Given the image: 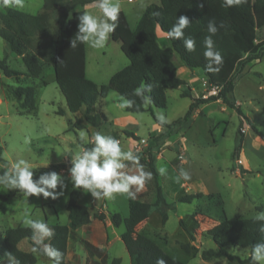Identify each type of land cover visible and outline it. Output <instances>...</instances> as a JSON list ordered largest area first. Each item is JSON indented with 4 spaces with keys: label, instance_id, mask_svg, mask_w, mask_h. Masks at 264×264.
Returning <instances> with one entry per match:
<instances>
[{
    "label": "rangeland",
    "instance_id": "1",
    "mask_svg": "<svg viewBox=\"0 0 264 264\" xmlns=\"http://www.w3.org/2000/svg\"><path fill=\"white\" fill-rule=\"evenodd\" d=\"M43 1L26 0L23 11L36 14L42 10ZM113 2L119 3L121 9H125L132 28H135L136 19L140 15L138 9L147 3L160 1ZM88 10L93 15L99 14L95 6L89 7ZM47 14L50 15L48 32L53 34L57 29L52 18L54 13L48 10ZM258 38L264 40V28L259 30ZM46 40L45 37L34 39L33 44H44ZM161 42L163 45L168 42L169 45V41ZM88 49L87 74L89 77L98 75V79H104L103 83H107L112 74L129 63L120 42L111 40L110 37L103 48L97 49L88 45ZM0 57L5 58L11 68L20 72L19 76L8 77L0 70V169L10 170L12 164L22 159L27 161L31 168H49L47 171L40 170L35 173L34 180L39 179V175L44 172L56 171L62 175L67 185L64 194L57 199L44 198L42 194L26 197L18 189L6 190L0 186V242L8 227L25 225V219L42 220L49 227L56 223L69 222L67 205L73 189L69 180L71 155L83 151L88 145L91 147L88 140H91L96 132H101L103 135L119 138L124 151H133L139 155L140 164L142 161L148 162L151 158L157 170L160 167L167 169L166 175L159 174L160 182L166 199L174 204V209L169 211L165 224L160 213L153 211L148 219L137 225V231L156 240L173 258L188 264H229L224 257L204 260L201 252L216 246L206 232L224 218L256 217L258 213L264 212V56L249 63L244 73L235 81L233 97L234 103L239 105L242 111V124L236 108L216 100L199 105L193 112L195 114H192L179 131L167 136H162L165 128L155 121L151 113H131L120 108L119 103L123 100L114 90L96 104L97 109L102 108L108 116L107 123L101 127L88 124L87 128L71 130L76 115L68 110L65 97L55 81L53 67L45 65L39 79L31 78L27 74L22 55L11 52L2 37ZM175 64L178 75L187 81V85L177 89L167 88L166 108H154L156 117L163 114L170 122L188 110L192 98L206 97L218 92L216 87L209 84L202 69L187 67L177 53ZM19 85L37 87V109L33 113H27L26 109L21 108L9 91V87ZM184 91L188 92L189 96H182ZM59 109L65 110L64 114H59ZM80 113L82 116V112ZM126 114L136 117L135 122L133 121L136 126H128L124 132L119 130L120 125L112 123L111 120ZM133 127L137 128V140L131 135L134 133ZM82 131L87 135L84 142L80 141L79 134ZM240 132L244 134V142L236 159L235 150ZM134 144L143 147L147 144L148 149L142 154L133 148ZM61 152L64 154H60ZM141 165L145 171L151 172L146 163ZM180 169L187 171L190 179L177 182L175 177ZM131 190L135 191V186H132ZM55 191H60L59 184ZM198 192H202L203 196L191 203L177 200L181 195ZM125 195L115 194L112 200H95L91 193L81 190V203L89 207L91 214L114 210L122 216H127L128 204L125 202ZM136 197L149 202L155 200L153 175ZM124 229V225L115 227L117 235L110 240L107 250L110 257H120L122 264H130L129 254L119 237ZM113 235L110 231L109 236ZM36 236L40 239L39 232H36ZM84 241L87 240L76 232L75 237L71 239L70 260L85 259L88 250ZM33 247L28 241L23 240L21 243L22 249ZM102 248L106 249L104 246ZM228 250L241 258H246L251 253L249 247L231 245ZM35 254L38 258L36 264H51L47 257ZM105 255V251L101 256L88 252L87 260H107Z\"/></svg>",
    "mask_w": 264,
    "mask_h": 264
},
{
    "label": "trees",
    "instance_id": "2",
    "mask_svg": "<svg viewBox=\"0 0 264 264\" xmlns=\"http://www.w3.org/2000/svg\"><path fill=\"white\" fill-rule=\"evenodd\" d=\"M96 0H44L43 11L30 14L13 8L0 9V37H2L11 52L22 55L27 74L39 79L50 65L54 69L55 81L65 97L69 111H81L82 116L76 118L71 130L84 129V122L95 127L106 122L107 116L102 110H96L97 102L106 97L110 91H116L124 99L133 102L131 107L124 108L127 112H149L159 123L154 108H166L168 103L167 88H179L187 85V81L178 75L175 64L177 53L183 63L191 68H200L207 77L209 84L218 89L217 94L206 97L192 98L188 110L170 123H165L162 136L179 131L192 116L194 110L201 104L221 100L227 106L236 108L243 114L239 105L234 103L233 91L235 81L240 77L249 63L264 56V40L258 38L259 30L264 28V0H239L228 7L222 6L224 0H160V3H150L137 26L132 29L126 14L121 10L117 21V28L111 33L114 41L121 42V49L129 59V64L115 72L107 83L97 84L86 74V45L77 42L71 47V40L78 30V16L85 10L86 4ZM48 10L53 11L56 31L48 32ZM187 16L190 25L184 31L185 37L195 40V51L189 52L184 46V37L171 39V45L163 47L160 44L156 27L165 33L173 26L176 18ZM216 29L209 31V25ZM209 37L213 41V49L220 52L223 63L218 72L206 70V64L215 69L218 65L205 58L204 39ZM45 37L44 44H33L34 39ZM30 49L28 52L26 50ZM0 70L8 77L19 76L20 72L11 68L5 58L0 57ZM48 83L46 82V85ZM143 84H150L151 91L144 90V97H150V103L145 104L143 97L133 95V90ZM13 97L27 113L37 109V87L35 85H19L9 87ZM182 96H189L184 91ZM64 114L62 109L57 111ZM129 133V132H128ZM134 140L139 139L134 133ZM264 137V136H263ZM244 142V134L240 132L235 150V158ZM87 148H90L88 145ZM148 149V148H147ZM140 152L142 154L145 153ZM0 159L2 155L0 152ZM235 159V160H236ZM149 167L154 181L156 197L153 202L141 200L138 197L129 199V212L123 217L120 212H110V220L115 227L124 225L121 239L130 257V264H156L157 259H163L166 264H188L170 256L153 238L139 233L137 225L149 218L153 211L161 215L165 224L169 218V211L174 209L164 194L160 182V175L151 158L148 162H141ZM241 166V165H240ZM239 166V167H240ZM241 168V167H240ZM33 173L49 168H32ZM245 171L244 168H241ZM7 171L0 169V175ZM19 190V189H18ZM81 190L72 189L67 205L69 222L51 225L54 235L45 237L43 241L37 239L36 231L26 225L8 227L0 242V264H36L37 256L34 252L23 250L19 243L28 241L34 247L42 248L50 244L62 253L61 264H68V241L73 239L76 230L91 222L89 207L80 203ZM203 196L202 192L189 193L177 198L180 202L191 203ZM95 218L104 221L105 214L95 213ZM183 224V223H182ZM264 227V220L256 217L224 218L217 225L207 230L206 234L215 243L214 248L203 249L201 257L204 260L227 258L229 264H246L250 256L241 258L228 249L232 246L249 247L264 241V233L259 230ZM187 229V228H185ZM192 239L193 235L190 234ZM81 241V240H80ZM82 242V241H81ZM91 255L101 256L104 248L84 241ZM108 255V254H107ZM105 255L108 260V256ZM11 258V259H10ZM49 259V258H48ZM50 260V259H49ZM109 264H122L120 257H114Z\"/></svg>",
    "mask_w": 264,
    "mask_h": 264
},
{
    "label": "clouds",
    "instance_id": "3",
    "mask_svg": "<svg viewBox=\"0 0 264 264\" xmlns=\"http://www.w3.org/2000/svg\"><path fill=\"white\" fill-rule=\"evenodd\" d=\"M239 0H224L222 6L228 7ZM0 7L13 8L23 10L26 7V0H0ZM95 7L99 10L98 15H93L91 11L85 10L78 16V30L75 38L71 40V47L75 48L77 42L80 44H88L93 48H103L109 39V35L117 28L121 7L119 3L113 0H96ZM190 25L187 16H179L175 23L167 32V39L184 37V46L187 51L194 52L196 45L195 40L191 37L184 36V29ZM209 31L215 33L216 29L209 25ZM204 57L210 58L211 62L218 65L212 69L206 64V70L210 72H218L219 66L223 63V58L219 51L213 49V41L209 37L204 39ZM151 91L150 84H143L133 90V95L143 97L145 104L150 103V97H144V90ZM119 103L120 108L131 107L133 102L123 99ZM161 125L169 123L163 114L157 117ZM80 141L87 140L85 132H80ZM92 146L85 148L83 151L71 155V167L69 169V180L74 189L82 190L84 193H91L95 200L107 199L112 200L115 194H126L128 198L135 199L145 185L146 181L152 179V173L145 171L140 164V157L133 151H124L121 147L119 138L112 135H103L96 132L95 135L88 140ZM60 154H64L61 152ZM130 165H134L132 168ZM161 176L166 175L167 169L158 168ZM33 169L25 160H19L12 164L10 170L0 175V186L7 189H19L26 197L30 195L40 196L44 198L51 197L57 199L64 194L67 187L62 175L56 171L44 172L39 175V179H33ZM179 182L181 179L188 180L190 175L184 169H180L175 177ZM58 184L60 191L55 189ZM135 186V191L131 190ZM51 190V191H50ZM258 220H264V212L258 213ZM24 224L31 227L40 234V240L45 237L51 238L54 231L49 225L42 220L25 219ZM264 233V227L259 230ZM34 253H39L51 260V264H61L62 253L52 247L50 244H44L42 248L33 247ZM11 259V258H10ZM19 264V261H14ZM156 264H166L163 259H157ZM249 264H264V241L256 243L251 248Z\"/></svg>",
    "mask_w": 264,
    "mask_h": 264
},
{
    "label": "crops",
    "instance_id": "4",
    "mask_svg": "<svg viewBox=\"0 0 264 264\" xmlns=\"http://www.w3.org/2000/svg\"><path fill=\"white\" fill-rule=\"evenodd\" d=\"M130 1V0H129ZM160 1V0H159ZM44 3V1H43ZM160 3V2H159ZM96 4V1L95 2H92V3H89V4H86L83 9L84 10H88L89 7H92V6H95ZM150 3H147L146 5H144V7L142 8H139L138 10H140V15L138 16V18L136 19V26H137V23L139 21V19L141 18V16L143 15L146 7L149 5ZM127 16V19L129 21V24L131 26V22L129 20V17L125 11V9H121ZM142 10V11H141ZM23 11V10H22ZM43 11V7H42V10L40 12ZM26 12V11H24ZM38 12V13H40ZM29 13V12H27ZM36 13V14H38ZM32 14V13H30ZM135 26V27H136ZM132 28V26H131ZM134 29V28H132ZM156 32H157V35H158V38H159V41H160V44L163 46V47H166V46H170L171 45V42H170V39H167V33L163 32L161 30V28L157 25L156 27ZM110 39L113 40L111 38V34L109 35ZM161 40H165V41H169V45H168V42L166 43V45H163ZM120 42V41H119ZM86 45V74H87V69H88V56H89V49H88V44H85ZM120 45H121V42H120ZM129 64V63H128ZM113 75V74H112ZM87 77L90 78L91 80H93L94 82H96L97 84H102L104 82V79H98L100 78L98 75H94V77H89L88 74H87ZM111 78V77H110ZM68 107V106H67ZM96 110H102V108L100 109H97V107L95 106ZM69 110V109H68ZM65 112V110H63ZM81 111L79 112H76L74 113L76 115V118L77 117H80L81 116ZM104 112V111H103ZM195 113H193L194 115ZM107 116V115H106ZM136 120V117L133 116V115H122V116H118V117H114L112 121V123H116L117 125H120V128L119 130H124L125 128H128V126H136V124L133 123V121ZM73 121V120H72ZM108 116H107V120H106V123L108 122ZM74 122V121H73ZM121 122V123H120ZM135 122V121H134ZM85 125H86V128H87V125L88 123L84 122ZM104 124V123H103ZM102 124V125H103ZM91 125V124H90ZM101 127V126H99ZM134 128V127H133ZM158 131H160V128L158 129ZM125 132V130H124ZM134 133L135 135H137V128L135 127L134 128ZM133 148H135V144L133 145ZM139 194V193H138ZM139 198V197H138ZM129 199L127 197V195H125V202H127L128 204V212H129ZM141 200H144L142 198H139ZM103 200H106V199H103ZM102 200V201H103ZM79 201L81 203V193H80V198H79ZM90 211V210H89ZM114 211V210H113ZM92 212H90V215H91V222L86 225V226H82L80 228H78L76 230V232L78 233V235L80 237H83L85 238L87 241H89L91 244L95 245V246H98V247H102L104 246L106 248V253L108 254V260H87L88 258V252L85 253V259L84 260H70L69 258V254H70V248H71V239H69L68 241V251H67V262L68 264H109L111 262V260L114 258V257H110L109 253H108V246H110V240H112L113 238L116 237V232H115V226L113 225V223L111 222L110 220V212H101L100 213H103L105 214V220L102 221V220H99L98 218H95L94 217V214H91ZM123 217H126V216H123ZM145 221V220H144ZM85 227V228H83ZM82 229V230H81ZM112 232V234H114L113 236H109V232ZM122 234V233H121ZM121 234L119 237H121ZM25 241V240H24ZM23 241H21L19 243V247L21 248V243ZM22 249V248H21ZM25 250V249H23ZM26 251H30V252H33L32 249H27ZM37 256V255H36ZM38 261V260H37Z\"/></svg>",
    "mask_w": 264,
    "mask_h": 264
},
{
    "label": "built area",
    "instance_id": "5",
    "mask_svg": "<svg viewBox=\"0 0 264 264\" xmlns=\"http://www.w3.org/2000/svg\"><path fill=\"white\" fill-rule=\"evenodd\" d=\"M147 147H148L147 144H145L144 147H143V146H136V145H135V148L138 149L139 152H142V151L144 152V150H146Z\"/></svg>",
    "mask_w": 264,
    "mask_h": 264
}]
</instances>
